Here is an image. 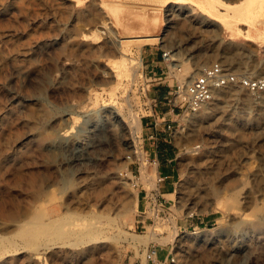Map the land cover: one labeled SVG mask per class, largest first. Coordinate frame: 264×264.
<instances>
[{"label":"rangeland","instance_id":"obj_1","mask_svg":"<svg viewBox=\"0 0 264 264\" xmlns=\"http://www.w3.org/2000/svg\"><path fill=\"white\" fill-rule=\"evenodd\" d=\"M194 1L0 0V264H140L152 246L165 258L161 243L173 248L171 264H264V92L224 87L197 113L158 130L175 152L172 164L160 160L162 176L170 175L161 191H173L175 201L161 219L140 213L142 187H151L146 157H156L155 124L168 102L154 93L176 85L154 79L144 50L154 57L170 50L180 83L215 62L238 76L264 75V17L261 31L253 18L260 0ZM119 4L127 14L110 10ZM138 13L159 16L152 32L161 40L140 47L151 31H128ZM123 52L141 61L135 81L116 76ZM130 108L140 116L137 133ZM113 109L124 116V132L109 118ZM78 145L86 147L85 163ZM56 212L68 216L59 227H105L87 242L64 236L37 249L26 244L22 229Z\"/></svg>","mask_w":264,"mask_h":264},{"label":"bare ground","instance_id":"obj_2","mask_svg":"<svg viewBox=\"0 0 264 264\" xmlns=\"http://www.w3.org/2000/svg\"><path fill=\"white\" fill-rule=\"evenodd\" d=\"M217 1L218 3L220 4H223L225 5V2L223 0H215ZM257 6H256V10H255V14H254V23H255V26L257 29L260 28L259 26V21L262 17H264V0H260L259 2H257ZM127 5V4H125ZM124 5V6H125ZM164 6L168 5V4H163ZM138 6V5H137ZM219 7V6H218ZM253 7V6H251ZM110 8V7H109ZM127 8V7H126ZM155 8V7H154ZM164 8V7H163ZM165 9V8H164ZM220 9V7H219ZM112 12H114L115 14L118 13V12H124L125 14H127V10L123 7V5H117V6H114V7H111L110 9ZM138 10V9H137ZM254 10V8H253ZM109 13H111L109 11ZM164 13V12H163ZM252 14V13H251ZM243 16V15H242ZM129 17V16H128ZM131 18V17H130ZM164 18V17H163ZM132 19V18H131ZM133 22L134 23H130L128 25V31H137V29L135 28L138 27L140 29H149V31H153L155 30L156 26L159 25L160 23V18L158 15H151V14H146V13H138L134 16L133 18ZM103 28H106V29H111V26L108 25V23H104ZM227 28L229 29H233V27L231 26H226ZM249 30V29H248ZM246 31L245 33V36L247 37H250L252 36V32L250 31ZM162 35H147L144 37V39H142L144 42L140 44V47H142V44H145L147 43V41H151V40H161L162 39ZM123 37H118V42H119V45L124 48L126 46V44L123 43ZM124 55H122L120 58H118L116 61H114L115 65L114 67L116 68V76L119 77V78H129L130 79L132 78L133 81H135L136 79V74L138 73V70L139 68L141 67V61L140 59L139 60H136L134 59L133 57H128L126 53L123 52ZM178 58L174 57L172 55V62H171V66L172 67H177V65H179V63H176L174 60H177ZM199 72H195L194 74H191L187 79H185L184 81H182V83H186L189 81V78L193 77L195 74H197ZM116 77V78H117ZM125 81H127L125 79ZM118 82V81H117ZM119 83V82H118ZM128 84V83H127ZM120 85V83H119ZM118 85V86H119ZM118 86L116 88H118ZM122 86V85H121ZM127 86V85H126ZM116 93V89H114ZM129 90V89H128ZM127 93V92H126ZM117 94V93H116ZM114 96V95H113ZM97 97V96H96ZM112 97V96H111ZM117 97V96H116ZM127 97V95H126ZM113 99V98H111ZM115 100V99H113ZM127 103L129 104L130 101V98L127 97ZM123 101V100H122ZM121 102V101H120ZM115 105V104H114ZM131 105V104H130ZM114 108V107H113ZM117 108V107H116ZM109 110V109H108ZM130 111H131V115H132V119L129 120L130 121V124L134 127V133H137L140 129V123H141V120H140V116H136L135 113L133 112L132 108H130ZM121 112V111H120ZM108 114V113H107ZM109 118L110 119H113V122L117 123V125L120 127V129L124 132L126 127H125V124H124V121H123V117L121 118L120 117V113L118 112V110H114L113 111H109ZM108 119L105 120L104 124H103V127L106 128V129H109L110 126L108 124ZM126 121V120H125ZM128 121V120H127ZM128 121V122H129ZM127 122V123H128ZM129 125V123H128ZM112 126H116V124H113ZM130 127V126H129ZM101 128V127H100ZM128 128V127H127ZM132 128V127H131ZM113 130V129H111ZM96 132V131H95ZM127 133V132H126ZM133 136V135H132ZM115 137V136H114ZM120 138V137H119ZM135 141V140H134ZM79 142V141H78ZM83 143V142H82ZM75 144V143H74ZM133 147H134V150H135V153L138 154V156H140L141 158H143L144 156V151L141 150L138 145L136 144H133ZM85 148L86 147H83L82 145H78L76 147V152H77V155H76V158L78 160H80L82 163H85L86 160H85V154H86V151H85ZM88 151V150H87ZM71 152V151H70ZM73 164V163H72ZM157 168V167H156ZM156 168L154 169L153 172H150V171H147L146 169V172H147V185H151L150 188H147V189H152V188H157L158 185L156 183L157 181V176H158V172L156 171ZM142 172V171H141ZM174 195V193H169L167 196L168 197H172ZM137 201V200H136ZM136 203V202H135ZM137 204V203H136ZM137 206V205H136ZM95 212V211H94ZM36 217V216H35ZM34 217V218H35ZM73 217V216H72ZM93 218H96L98 217V215L96 214H93L92 216ZM37 218V217H36ZM65 219H68V216H64L63 214L61 213H58L56 212L55 214H51L49 215V221L48 222H42L41 220H32V222H35V223H32L30 226H27V227H24L22 229V236L26 239V244L30 245L32 248H40L41 246H46L48 243L50 242H55L56 239H60L61 237L63 238L64 236H71V237H74L76 243H80L81 241H85L87 242V240H89L90 238L91 239H95L96 236H98L100 234V230L103 229L105 226L104 225H99L93 221L89 222V223H76L73 224L75 226H72V224H70L68 227H59V224H61ZM97 219V218H96ZM31 220V219H30ZM48 220V219H47ZM22 223V222H21ZM23 224V223H22ZM25 224V223H24ZM27 224V222H26ZM102 224V223H100ZM64 225V224H63ZM18 226V225H17ZM101 228V229H100ZM20 230V229H19ZM18 230V232H19ZM176 230V229H175ZM102 231V230H101ZM174 231V230H173ZM17 232V230H16ZM17 232V233H18ZM102 235V234H101ZM172 235V234H171ZM16 236V234H15ZM100 236V235H99ZM58 237V238H57ZM172 240L174 241L175 240V237L177 236H172ZM5 237L4 236H0V243H5L4 241L2 240H5L4 239ZM9 238V237H8ZM73 238V239H74ZM88 238V239H86ZM12 239V238H11ZM7 240V241H11L9 244L11 245H15L16 241L14 240ZM90 239V240H91ZM98 239V238H97ZM100 239V238H99ZM96 240V239H95ZM64 241V240H63ZM69 242V240H67ZM66 242V241H65ZM160 264H164L163 262H161ZM168 264V263H167Z\"/></svg>","mask_w":264,"mask_h":264},{"label":"built area","instance_id":"obj_3","mask_svg":"<svg viewBox=\"0 0 264 264\" xmlns=\"http://www.w3.org/2000/svg\"><path fill=\"white\" fill-rule=\"evenodd\" d=\"M170 54L171 51L167 49H164L162 52V58L167 62L168 70L171 72L168 64V61L172 60ZM231 85H240L253 93H262L264 92V75L254 78L238 76L236 73L227 69L222 62H215L205 66L199 73L189 78V81L186 83H180L177 79L175 87L170 90L167 97L168 104L177 115L182 114L188 116L197 113L213 101L219 89ZM163 127L171 129L172 125L164 123ZM147 162L149 164L148 169H151L150 171H153L157 167L158 176L156 183L158 187L150 190L144 186L142 187L145 193L143 195L144 206L140 213L142 214L141 216L145 217V220H157L168 215V210L170 209L169 204L172 201L174 202L175 199L169 198L167 196L169 193L166 194L161 191V185L166 178L160 172L159 159L157 157H147ZM139 173L142 174L140 170ZM166 245L161 246L165 247ZM157 249V246L149 247L145 255L146 262H141L140 264H160L161 262L171 264L175 261V255L173 253L167 255L164 259H159L157 257Z\"/></svg>","mask_w":264,"mask_h":264},{"label":"crops","instance_id":"obj_4","mask_svg":"<svg viewBox=\"0 0 264 264\" xmlns=\"http://www.w3.org/2000/svg\"><path fill=\"white\" fill-rule=\"evenodd\" d=\"M148 1H153V2L154 1H161L163 4H169L173 0H148ZM176 1H192L196 5V1H194V0H176ZM231 5H235V4H231ZM220 12H225V11H222L220 9ZM209 16L211 18L216 17V16H211L210 14H209ZM216 18H218V17H216ZM124 31H126V30H124ZM230 31L233 34H237L238 33L237 31H235V29H230ZM246 31L247 30L244 31V35H245ZM256 31H261V30L260 29H256ZM147 34H155V33H153L151 31L150 33H146L145 35H147ZM155 35H160V34H155ZM138 36H142V35H138ZM259 36H260V34H258V35L256 34L255 37L252 38V39H256ZM131 37H133V36H131ZM146 44H152V43H145V44H143V46L146 45ZM164 49L165 48H163V50ZM144 52L147 53V57H148L147 68H150V72H152L153 75L155 76V78L153 76H151V78L163 80V84H167V81L170 78H174L173 81H175L177 83L176 76L175 75H172L171 72L168 70L167 62H165L163 60L162 53L161 54L160 53H157L156 54V57H154L155 54H153V52L148 51V50H144ZM169 93H170V90L167 87L164 86V87H158L155 90L154 95H155L156 98H158L162 102L163 100H166L167 99ZM163 103H164V105L161 108V111L160 112L157 111L159 113L160 118H161V122L162 121H164V123L171 122V121L172 122H175L177 120L176 119V116H178L177 113L176 112H173L172 109H171V107L169 108L167 106L168 102L164 101ZM164 123L162 122V125L161 124L158 125V121H157L156 124H155V128H156V133H155L156 134V140H158L157 141V145H156V150H157L156 157L159 159V161L162 160V162L164 163L163 165L168 166V165L172 164V162L175 160V156H174V153L175 152H174L173 145L171 144V141L168 140L167 135L165 133H163L164 131H162V130L161 131H158V130H160L163 127V124ZM148 129H149L148 127L145 128V130H147V131H148ZM151 137L152 138H155V135L152 134ZM146 160H147V157H146ZM160 166H161V164H160ZM147 170L150 171L148 169V165H147ZM153 171H150V172H153ZM156 171H157V168H156ZM160 172L162 173V171H160ZM163 176L166 179H168L169 178L168 176H170V175H167L166 174V175H163ZM173 177L174 176L171 175V180L172 181H173ZM166 194H168V193H166ZM161 245H165V244H162L161 243ZM164 248H166L167 251H168L165 257H167V255H170L171 253H173V248L172 247H168V245H166ZM159 250H160V247L157 249V257L158 258H159Z\"/></svg>","mask_w":264,"mask_h":264}]
</instances>
